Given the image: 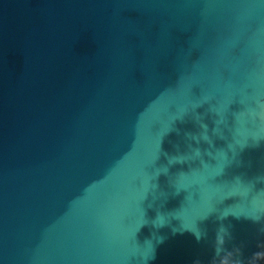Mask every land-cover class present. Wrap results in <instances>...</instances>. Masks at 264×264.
<instances>
[{
  "label": "water",
  "instance_id": "95a60500",
  "mask_svg": "<svg viewBox=\"0 0 264 264\" xmlns=\"http://www.w3.org/2000/svg\"><path fill=\"white\" fill-rule=\"evenodd\" d=\"M261 243L264 0H0V264Z\"/></svg>",
  "mask_w": 264,
  "mask_h": 264
},
{
  "label": "clouds",
  "instance_id": "9594fccd",
  "mask_svg": "<svg viewBox=\"0 0 264 264\" xmlns=\"http://www.w3.org/2000/svg\"><path fill=\"white\" fill-rule=\"evenodd\" d=\"M199 239H200V237L197 236V240H199ZM223 242H224L223 237L218 236V243L222 245ZM258 247L261 248V250L252 253L251 257L247 261V264H259V261L264 260V243H261L260 245H258ZM221 251H222L221 248H217V249H215V254L219 255ZM232 255L233 254L230 252L227 253L226 257L221 261V264H228V260H229V258L232 257ZM195 264H199V262L197 261V262H195ZM233 264H244V261L243 260H234Z\"/></svg>",
  "mask_w": 264,
  "mask_h": 264
}]
</instances>
